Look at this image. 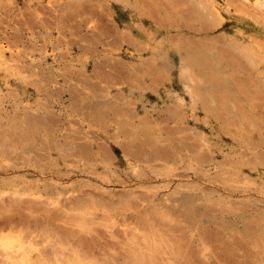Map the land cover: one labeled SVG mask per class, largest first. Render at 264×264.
Returning <instances> with one entry per match:
<instances>
[{
	"label": "rangeland",
	"instance_id": "374dc122",
	"mask_svg": "<svg viewBox=\"0 0 264 264\" xmlns=\"http://www.w3.org/2000/svg\"><path fill=\"white\" fill-rule=\"evenodd\" d=\"M217 1L0 0V240L264 264V2Z\"/></svg>",
	"mask_w": 264,
	"mask_h": 264
},
{
	"label": "bare ground",
	"instance_id": "6f19581e",
	"mask_svg": "<svg viewBox=\"0 0 264 264\" xmlns=\"http://www.w3.org/2000/svg\"><path fill=\"white\" fill-rule=\"evenodd\" d=\"M245 1H249L251 4L256 6L255 8H260V10L263 11L261 9V6H262L261 4H262V2H264V0H254V1L253 0H245ZM208 2L211 4V8H212L213 12L218 16V18L221 21H224L225 17H224L223 12H222V5L217 0H208ZM227 6L229 7V5H227ZM253 10H254V7H253ZM223 11H227V10H223ZM259 14L260 15L258 16V18H260L261 21L263 20L262 22H264V19H263L264 11L262 13H259ZM0 247L5 249L7 252H11L12 257L15 261V264H36L33 256L30 254V252L26 248H24L23 245H21V243H18L14 240H10L8 238V239L0 240Z\"/></svg>",
	"mask_w": 264,
	"mask_h": 264
}]
</instances>
